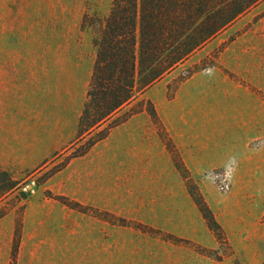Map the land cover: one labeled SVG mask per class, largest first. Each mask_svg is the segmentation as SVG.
I'll list each match as a JSON object with an SVG mask.
<instances>
[{"label": "rangeland", "instance_id": "1", "mask_svg": "<svg viewBox=\"0 0 264 264\" xmlns=\"http://www.w3.org/2000/svg\"><path fill=\"white\" fill-rule=\"evenodd\" d=\"M111 2L0 0V65H16L0 69L19 71L9 99L31 116L14 128L64 126L56 150L49 140L12 156L0 140V170L16 182L0 197V264H264V0L80 135ZM137 114L159 134L157 163L121 155L108 178L89 151L73 158Z\"/></svg>", "mask_w": 264, "mask_h": 264}, {"label": "trees", "instance_id": "2", "mask_svg": "<svg viewBox=\"0 0 264 264\" xmlns=\"http://www.w3.org/2000/svg\"><path fill=\"white\" fill-rule=\"evenodd\" d=\"M259 1L112 0L104 25L93 40L95 59L78 133L100 126ZM130 117L98 139L88 140L85 149L73 158L85 155ZM0 177H4L1 197L15 188L16 182L2 170ZM209 223L214 224L212 218ZM12 257L14 260V252Z\"/></svg>", "mask_w": 264, "mask_h": 264}, {"label": "crops", "instance_id": "3", "mask_svg": "<svg viewBox=\"0 0 264 264\" xmlns=\"http://www.w3.org/2000/svg\"><path fill=\"white\" fill-rule=\"evenodd\" d=\"M5 64L0 65L3 67H15V62L10 60H5ZM2 70L0 69V140L1 146L5 148L7 155L14 156L15 152L11 149L12 146L26 147L24 149L31 150V147L37 144H43L46 141L53 140L50 146L55 147L54 150L59 149L63 143L61 139L64 136V126L55 127L49 130L47 126H32L30 123L27 126L16 130L14 126H22L27 120L30 122L31 116L30 112L25 113L22 109L23 104L21 103V108L18 112L13 110L11 97L13 85L7 80L10 74L18 73L19 71L15 69ZM11 91V92H10ZM27 114V117L25 116ZM145 116L143 114H137L129 118L124 123L116 126L111 130L107 138L96 143L87 154L90 160L94 162L95 168L98 171H102L103 176L108 178L112 177V164L114 161H118L119 156H126L132 161L140 163H157L158 159L156 156H160L163 151L161 149L160 138L154 126H146ZM77 127V126H76ZM72 126H69V129ZM168 131L179 130L182 128L175 129L172 126H167ZM176 135V134H175ZM116 136L118 139L115 141L116 152L111 153V151L105 149L110 139ZM179 137H183L182 134L174 136L176 141ZM16 141H19L16 142ZM27 141V142H26ZM104 145L103 149H100ZM44 146V144H43ZM51 152L53 150H50ZM50 151L45 152L39 161L49 158ZM50 152V153H49ZM121 156V158H122ZM127 158V160H128ZM125 159V158H124ZM126 159L124 160L127 163ZM186 161V160H185ZM123 163V160H120ZM155 172H153L154 174ZM129 177L125 175V178Z\"/></svg>", "mask_w": 264, "mask_h": 264}, {"label": "built area", "instance_id": "4", "mask_svg": "<svg viewBox=\"0 0 264 264\" xmlns=\"http://www.w3.org/2000/svg\"><path fill=\"white\" fill-rule=\"evenodd\" d=\"M214 178H215L216 180L221 181V186H220V188H221L222 190H227V189L229 188V184H228V181H227V179H226V176H223V175H222V176L215 175Z\"/></svg>", "mask_w": 264, "mask_h": 264}]
</instances>
